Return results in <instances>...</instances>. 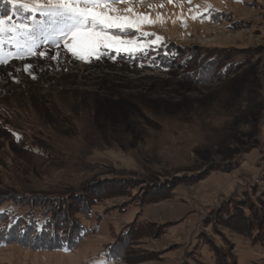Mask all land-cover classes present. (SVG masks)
<instances>
[{
  "label": "rangeland",
  "instance_id": "1",
  "mask_svg": "<svg viewBox=\"0 0 264 264\" xmlns=\"http://www.w3.org/2000/svg\"><path fill=\"white\" fill-rule=\"evenodd\" d=\"M113 6L137 26L113 31L128 51L100 59L60 40L27 54L23 29L4 34L0 201L104 196L78 215L91 232L73 250L0 245V264H264V0ZM226 211L258 229L227 225ZM133 222L128 260L108 259Z\"/></svg>",
  "mask_w": 264,
  "mask_h": 264
},
{
  "label": "snow or ice",
  "instance_id": "2",
  "mask_svg": "<svg viewBox=\"0 0 264 264\" xmlns=\"http://www.w3.org/2000/svg\"><path fill=\"white\" fill-rule=\"evenodd\" d=\"M121 2L126 3L127 0H115V3ZM113 3L114 0H4V4L10 5L11 8H0V48L3 47L6 32L13 33L23 29L18 35L27 37L24 42L27 54H34L33 48L37 41L47 43L49 40L52 43L62 41L68 52L85 60L93 54L100 59L101 48L117 47L118 51H128L129 49L123 46L132 42L121 40L119 36L113 35V31L119 30L123 33L126 29L136 27L137 22L116 14L118 10ZM37 12L47 19L33 21L30 26L25 14ZM14 15L25 22L21 25L9 23ZM11 39L15 40V37ZM17 48L21 49L19 42ZM39 54L45 55L44 52ZM51 58L56 59V56ZM4 62L0 59V63ZM26 68H31V65H26Z\"/></svg>",
  "mask_w": 264,
  "mask_h": 264
},
{
  "label": "trees",
  "instance_id": "3",
  "mask_svg": "<svg viewBox=\"0 0 264 264\" xmlns=\"http://www.w3.org/2000/svg\"><path fill=\"white\" fill-rule=\"evenodd\" d=\"M235 58L236 61L241 59L239 56H235ZM244 58L242 57V60ZM224 64L227 66V62ZM103 196H96L92 192L88 194L86 188L79 193L61 197L22 198L21 196H10L1 199L3 201H0V245L16 243L36 250L71 251L86 234L91 232V229L86 228L79 221L78 215H88L91 207ZM5 200H9V205L1 208V204ZM231 217L232 213L229 211L223 215V219H231V224L228 222L227 225L235 229L240 228L233 226L237 225L238 219L246 229L247 226L251 230L258 229L254 224L250 225L251 216L246 219L242 216L235 219ZM134 224L135 222L126 225L114 241L104 246L103 252L108 259L128 260L125 257V246L122 242L136 230ZM256 233L255 235H257ZM215 264H222V262L217 259Z\"/></svg>",
  "mask_w": 264,
  "mask_h": 264
}]
</instances>
